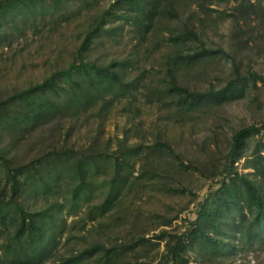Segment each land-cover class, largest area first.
I'll use <instances>...</instances> for the list:
<instances>
[{
  "label": "rangeland",
  "instance_id": "rangeland-1",
  "mask_svg": "<svg viewBox=\"0 0 264 264\" xmlns=\"http://www.w3.org/2000/svg\"><path fill=\"white\" fill-rule=\"evenodd\" d=\"M123 6L42 0L0 24V264H19L5 247L23 214L46 224L43 264L74 256L103 264L105 249L122 252L115 264H174L169 250L199 232L203 201L228 197L246 207L234 171L264 195V132L231 157L235 135L264 124V0H177L149 31ZM102 16L104 29L84 48ZM79 53L84 63L115 62L136 89L66 107L73 83L60 73L80 64ZM57 85L55 95L37 92ZM191 95L202 99L191 106ZM52 102L57 108L43 112ZM79 161L86 186L75 198ZM114 188L113 208L100 216ZM231 211L222 234L204 226L228 247L212 251L199 238L182 253L189 264H264V240L241 241Z\"/></svg>",
  "mask_w": 264,
  "mask_h": 264
},
{
  "label": "trees",
  "instance_id": "trees-1",
  "mask_svg": "<svg viewBox=\"0 0 264 264\" xmlns=\"http://www.w3.org/2000/svg\"><path fill=\"white\" fill-rule=\"evenodd\" d=\"M120 1L124 4L123 8H127L126 12L129 14V17L138 20L139 25L137 26L143 27L146 31H149L153 26L151 24L160 15L162 10L169 12L175 10V3L177 0ZM41 2L42 0H6L0 4V24L14 15L21 14L24 9L27 11L36 10ZM107 14L108 16L111 15L109 12ZM105 20L106 17L102 16L96 25L91 27L86 38V43L83 46L84 48L88 46L93 37L97 36L104 29ZM78 58L80 61L79 65H73L68 71L60 73L61 76L68 78L73 83V86L70 88L73 99L66 102V107L75 108V110L78 111L84 105L92 104L96 98L105 99L106 97H112L114 100L124 99L127 97L130 90L136 89L134 84H129L124 81L121 71L115 67V62L108 66L101 67L92 62L84 63V56L81 55V53H79ZM75 76L77 79H74ZM54 82V79H50L47 84ZM54 88L55 87L51 88L53 91H48L41 86L38 88L37 92L40 91L43 95L52 92L55 95L60 89V85ZM198 99L202 98L191 95L190 105L196 104ZM55 108L57 107L52 102L48 108H42V111L49 113ZM262 132H264V124L261 127L250 126L238 132L234 137L231 157H236L247 139L254 135H259ZM85 165L86 162L79 161V171L77 174L80 182L74 190L75 198H79V195L84 191L86 186ZM21 174H23V170L12 177L16 184L19 182L18 179ZM233 174L247 189L248 202L246 207L242 206L240 201L228 197L221 198L219 201H216V203H212L209 200L203 201L198 218L194 223L199 232L196 235L192 232L184 233L169 250L170 258L174 264H189V260L186 259L182 253L190 242H196L199 238L204 240L212 251H220L221 246L226 249L228 246L225 245V242L222 239L209 235L204 226H210L216 233L222 234L221 224L224 223L226 218H229L228 214L232 212V208L240 215V220L238 222L234 221L233 224L235 234L239 235L240 240H245L251 246H253V238L255 237L258 241L264 240V195L260 193L258 187L252 181L248 180L245 175L237 171H234ZM122 185H120L119 188H121ZM223 190L226 191L227 188ZM118 194L119 190L114 188L106 201L97 207L100 216H104L112 210ZM76 202H78V200ZM27 220L28 223H26ZM45 233L46 224L44 221L37 225L33 217H28V215L23 214L22 224L15 233L13 239L7 242L5 254L16 258L19 264H43L51 254L49 247L43 243ZM121 255V251L117 252L105 249L100 257V261L103 264H115L114 260H119ZM78 260V257H70L64 261V264H78ZM1 262L2 264H7V259H3Z\"/></svg>",
  "mask_w": 264,
  "mask_h": 264
}]
</instances>
